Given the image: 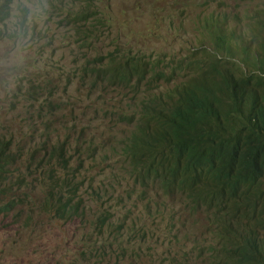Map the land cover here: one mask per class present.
Instances as JSON below:
<instances>
[{"label": "rangeland", "instance_id": "rangeland-1", "mask_svg": "<svg viewBox=\"0 0 264 264\" xmlns=\"http://www.w3.org/2000/svg\"><path fill=\"white\" fill-rule=\"evenodd\" d=\"M8 1L12 16L0 26V136L11 143L7 162L14 174L0 176V209L6 200L21 194L17 187L23 175L35 177L28 180L27 194L22 196L27 204L11 215L0 213V264H159L169 253L168 264H177L173 255L183 256L180 264H210L197 257L200 249L223 256L226 260L219 264H249L243 253L253 233L264 251L263 217L250 214L247 206L218 199L224 192L219 179L197 191L204 201L196 221L188 226L192 240L183 245L162 236L166 233L163 217L172 216L175 199L173 188L166 189L165 183L177 180L190 187L194 182L183 174L187 167L183 159L174 162L163 153H171L163 140L156 148L167 165L158 178L125 161L133 134L153 126L157 136L161 123L152 117L165 111L156 105L150 118L138 114L129 96L132 86L117 85L125 70H176L177 78L169 86L148 92L171 100V107L194 93L218 95L224 116L230 100L220 88L230 76L233 85L237 76L240 87L241 80L253 79L249 91L264 95V72L253 76L239 67L247 58L246 49L264 46L260 38H264V0H102L98 3L102 15L81 26L65 20L67 9L78 12L85 4ZM87 27L91 33L80 32ZM213 36L221 37L226 48H220ZM96 58L103 60L110 75V88L89 91L80 77L86 60L93 63ZM130 75L134 81L136 77ZM150 81L143 77L135 83ZM213 126V130L220 128L216 121ZM225 126L239 125L226 120ZM43 147L47 159L57 149L68 148L70 171L81 167L80 178L104 186L107 197L96 200L86 185L83 206L88 214L80 211L68 223L57 220L54 204H44V174L36 167ZM52 164L58 170L57 163ZM209 204L230 219L232 231H202ZM105 220L106 234L100 240ZM118 238L120 242L111 244ZM119 257L125 258L118 261Z\"/></svg>", "mask_w": 264, "mask_h": 264}, {"label": "trees", "instance_id": "trees-1", "mask_svg": "<svg viewBox=\"0 0 264 264\" xmlns=\"http://www.w3.org/2000/svg\"><path fill=\"white\" fill-rule=\"evenodd\" d=\"M65 1V0H60ZM73 3H82L85 4V7L80 9L78 12L73 10L72 8L67 9V19L66 23L71 22H79L80 26L83 21H88L92 17L93 19H97L98 16L102 15L101 11L98 8V3L102 0H72ZM12 16L11 4L8 0H0V26L4 25ZM97 21V20H96ZM22 23V22H21ZM22 25V24H21ZM80 32L91 33L90 29L87 27L86 29L82 28ZM214 40L219 44L225 45L223 43V39L219 36H213ZM219 49V47H218ZM103 60L100 58H96L93 63L89 60H86L83 69V75L80 77L84 88H87L89 91L94 90H102L103 88H110L108 85L111 82L109 78V74L103 68ZM138 63H135V65ZM261 70L264 71V65L261 66ZM134 75L136 79L133 81L131 75ZM128 72L125 70L121 73L118 80L119 83L117 85H125L132 86V94H129L134 101L136 112L141 114L144 117H149V112L153 110L156 105H162L165 113L160 116H153L152 119H155V122L159 121L161 123V128L158 131V135H155V129L153 126H145L146 131L141 134H133V138L131 141L134 143L133 145H128L125 151L126 162L131 161L135 165H139L144 169V172L147 174H153L151 178H158L160 174L164 171L162 167L165 165V161L163 159H159L160 151L157 150V145L160 140L166 141L168 151L171 149V153H165L167 156L171 157L174 162H178L180 159H183L184 162L188 161L185 158L184 154H189V159H195L193 162V166L195 169L200 167V162L198 157L195 156L197 148L203 144L207 139L213 137L220 131H227V129H220L216 132L210 133L209 124L213 117H216L220 121H222V116L220 111L215 107L214 103L210 100V98H200L197 93L193 95L185 96L182 99V106L180 107H171V100L166 101V99L162 97H157L154 93H149L148 89H155L164 87L166 84H171L175 77H177L176 70H165V69H157L154 68L151 72L141 73L136 70H132ZM145 77L148 80H151L147 85L145 84H136L135 82L141 78ZM69 80V79H68ZM70 81V80H69ZM254 85V80L251 79L249 81ZM113 86V84L111 83ZM226 86L232 97L235 99V107L234 111H232L229 115V118H242L244 116V105L246 103V92L240 96L238 93L237 87L233 86L231 76L226 79ZM38 92L40 93V97L42 96V88H38ZM50 101V100H49ZM236 115V116H235ZM251 123L245 125L247 127L249 125H260L264 129V103L261 105L258 103V98L256 97L251 111L249 113ZM150 118V117H149ZM246 141H249L254 146L250 150H248L244 155H242L237 146L232 147V167L235 172L242 174L246 170V164L252 168V172L256 178L259 180L262 195H264V131L248 129L245 131ZM147 144V145H141ZM140 145V146H139ZM20 150H23V147H19ZM56 149V147H53ZM11 150V143L6 141L0 136V176L12 175L14 173H10L8 169L7 159L9 158V152ZM42 153V154H41ZM40 156L39 163L36 166L37 170L43 171V189L42 194L44 197V204L46 206H50V204H54L55 214L57 220L68 223L72 220L80 211L88 214V210L83 206L85 201L86 194V185L89 186V189L92 190V196L96 200H102L106 198L104 186L98 187L92 184L91 182L85 181V179L80 178L81 167L78 171L72 172L69 168V149L59 148L53 154L52 157L46 158L47 150L43 151L40 148L39 151ZM244 158V159H243ZM47 164L44 163V160ZM246 164H245V162ZM52 162L57 163L58 170L55 171ZM113 161L109 162L108 167L113 168ZM143 164V165H142ZM175 176L179 174L176 170L174 172ZM215 175L211 176L212 180ZM35 177L34 174L27 173L23 175L22 180L19 182L17 190L20 191V195L16 198L6 200V203L3 204L0 209V213H4V215H10L15 209H19L24 204H27L22 196L26 195L25 188L28 187V180L30 178ZM219 178L223 179L224 177L232 180L229 188L236 184L234 181V176L231 172L227 171L223 175H218ZM93 179V178H92ZM165 188H173L174 193L177 196V200H181L183 196H193L197 193L198 188L196 186H185L182 183H177V180H174L170 183H165ZM228 188V189H229ZM222 197L218 198L221 199ZM53 199L54 201H51ZM182 201V200H181ZM198 202V200L196 201ZM215 201L213 202V204ZM212 204V206H213ZM192 208V211H194ZM210 216L213 217L217 214H221L218 210H209ZM210 216L208 219H210ZM17 220L18 217L14 216ZM109 217L108 219H110ZM165 224L166 233L163 234V237L174 238L176 243L184 242L189 238V229L188 225L190 222L195 221L194 216L188 217L186 212L182 209L176 210L172 214V216L168 219H163ZM263 220V230H264V217ZM106 220L103 222L102 227L104 228L99 233V238L102 240L104 235L106 234ZM262 224V223H261ZM97 225L95 226V228ZM207 229V227H206ZM181 230H183V234H181ZM255 234H250V238L254 237ZM121 239L118 238L116 241L114 240L111 244H115L120 242ZM98 242V241H97ZM107 243V241H102ZM87 243V242H86ZM109 246L103 248V251L106 252L107 258L109 257ZM188 258L189 253H185ZM246 256V260L249 264H264V251L260 247L259 243L255 240L250 243L249 249L246 253H243ZM168 256H172V254H168ZM169 257L166 260H162L159 264H168L170 262ZM125 257H119L118 261L124 259ZM131 258H138L137 255L131 256ZM198 258H202V260H206L205 262L210 264H219L221 262V257L219 254L212 250H202L200 251ZM83 259V258H82ZM84 260V259H83ZM174 262L180 264L181 260H183V256L173 255ZM85 262V261H84ZM82 262L81 264H85ZM109 264V262H108Z\"/></svg>", "mask_w": 264, "mask_h": 264}, {"label": "clouds", "instance_id": "clouds-1", "mask_svg": "<svg viewBox=\"0 0 264 264\" xmlns=\"http://www.w3.org/2000/svg\"><path fill=\"white\" fill-rule=\"evenodd\" d=\"M260 38L262 40L264 39L263 37ZM219 47L222 49L224 48L223 45H219ZM244 52L247 54V58L242 59L239 65V67L245 71L243 73L246 74L248 71H250L251 75L255 76L258 72H264L263 70H261V66L264 65V46L262 49L259 50H253L248 48ZM245 67H247L249 70H247ZM236 77L237 76H235V85L233 86L237 87L240 96L243 94V92H246L244 116L238 119L229 118L230 113L234 111L235 99L232 97L231 93L227 89L226 84H223L220 88L222 92L226 93V95L230 100V106L225 116L223 115L221 108L218 106V102L220 101L218 95H215L214 98H211L209 96L202 97L200 95L199 96L200 98H207V97L210 98V100L214 103L215 107H217V109L220 111L222 116V121H220L216 117H213L211 119V122L208 127L210 133L216 132L217 130L220 129H227V131L218 132L213 137L207 139V141H205L197 148L195 156L198 157L200 162V167L198 169H195L193 166V162L195 161V159L194 158L189 159V154H184L185 158H187L188 161H185L187 167L183 174L185 176H188V178L192 179L191 181L194 182L193 185L197 186L198 190L205 188L210 183L211 176L215 175L213 179H219L222 182L224 188V192L222 194L221 200L225 202H231L235 207L247 206L249 208L250 214L253 213L256 216L264 217V195H262V188L260 182L256 178L257 176L253 174L252 168L246 164L245 160L244 162L246 164V170L244 173L239 174L235 172L232 167L233 146H237L239 152L242 155H244V153H246L248 150L254 147L251 142L246 141L245 131L248 129L264 131V129L260 125H249L247 127H244L245 125L251 123L249 113L251 111V107L255 98L257 97L258 103L262 105L264 103V95L250 92L249 88L251 83L245 80H241V82H243L244 84L242 87H240L239 86L240 82L236 79ZM176 78L177 77H175L174 81L176 80ZM261 82L264 84L262 79ZM169 85L166 84L165 86H169ZM181 106L182 104L180 105V107ZM226 120L231 125H239V126L228 128L225 126ZM213 121L218 122L220 128L213 130L214 127ZM166 165L167 164H165L162 167V169ZM227 171L232 173V175L234 176L233 179L234 181H236V184L230 188L229 186L232 183V180L227 179L225 177L223 179L218 177V175H223ZM174 195H175V199H174V207H172V214L174 213L177 207L178 209L184 210L188 217L195 216L196 211L198 210V206L201 205V203L204 201V198L202 196H199L197 193L193 196H183L181 199L182 201L177 200V196L175 193ZM197 200L198 202H196ZM193 207H195L194 211H192ZM157 208L160 209V206L158 205ZM213 209L220 211L221 214H217L211 217L209 210H213ZM16 210L18 209H15L11 214H13ZM207 213L210 216V219H208L207 223L202 225L201 228L202 231H206V227L210 228V231H214V230L232 231L233 225L230 219L225 214H223L221 210L216 209L213 206L211 209V205L209 204ZM165 218L168 219L169 217H163V219ZM252 219L254 218L249 217V220ZM260 227L263 230L262 224ZM198 234H199V230H198ZM190 238H191V231L189 230V238L185 244L189 243L192 240ZM255 240L260 245L261 241L255 235L249 240L244 253L247 254L250 243ZM202 250L203 249L198 250V253H200V251ZM219 256L221 257V260H226L220 254Z\"/></svg>", "mask_w": 264, "mask_h": 264}]
</instances>
